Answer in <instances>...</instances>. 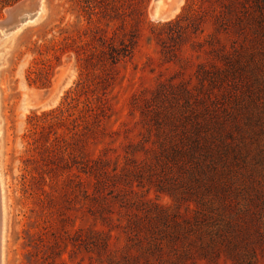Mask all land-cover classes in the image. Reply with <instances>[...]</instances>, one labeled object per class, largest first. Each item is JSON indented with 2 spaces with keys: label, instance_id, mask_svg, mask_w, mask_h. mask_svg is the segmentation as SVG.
Instances as JSON below:
<instances>
[{
  "label": "rangeland",
  "instance_id": "1",
  "mask_svg": "<svg viewBox=\"0 0 264 264\" xmlns=\"http://www.w3.org/2000/svg\"><path fill=\"white\" fill-rule=\"evenodd\" d=\"M192 2L197 29L171 25ZM85 3L0 38L3 264H128L150 240L264 264V0Z\"/></svg>",
  "mask_w": 264,
  "mask_h": 264
},
{
  "label": "trees",
  "instance_id": "2",
  "mask_svg": "<svg viewBox=\"0 0 264 264\" xmlns=\"http://www.w3.org/2000/svg\"><path fill=\"white\" fill-rule=\"evenodd\" d=\"M86 5H87V15L91 18L93 15L96 14L97 7L93 3L94 0H85ZM197 4H194V2L190 3L187 5V8L184 9L185 16H180L175 23H170L176 24L179 26V28H188V26H191L196 30L195 28L197 24V17L199 16V10L201 8H197ZM125 49H127V46H124ZM129 50H126V53H128ZM124 56V54H122ZM127 56V55H126ZM110 57L112 60V64L116 65L118 60L121 57V53L117 50H113V48H110ZM215 79H218L216 77ZM218 81V80H217ZM217 81L210 80V85L212 86L213 84H217ZM215 82V83H214ZM194 114V113H193ZM193 118H197L196 113L192 115ZM194 120V119H193ZM193 128L196 132H199V130H203V127L201 126L200 122L197 121L193 125ZM87 130V129H86ZM201 137H197L195 141L194 147L198 149L199 143H200ZM202 148V146H201ZM150 244L147 247H144L143 245L138 246L140 249V255L138 257H130L129 260L127 261L128 264H136L139 260H144L145 264H190L188 261H191L192 253L190 249L185 250L184 247L183 249H179L177 246L173 247L171 244H165L164 240H150Z\"/></svg>",
  "mask_w": 264,
  "mask_h": 264
},
{
  "label": "bare ground",
  "instance_id": "3",
  "mask_svg": "<svg viewBox=\"0 0 264 264\" xmlns=\"http://www.w3.org/2000/svg\"><path fill=\"white\" fill-rule=\"evenodd\" d=\"M41 1L42 0H26L22 2L18 8V13H14L12 16H9L13 12V9L7 11V19L4 21H0V38L4 37L7 32L14 31L17 29L23 21H30L36 17L37 12L41 10ZM168 0H156L155 8H154V19L161 20L168 15L172 9H168V5H165ZM175 3V7L177 6ZM168 6V7H167ZM26 14L28 16H26ZM171 15H174L171 14ZM9 16V18H8ZM3 187L0 181V264H3L4 259V197H3Z\"/></svg>",
  "mask_w": 264,
  "mask_h": 264
},
{
  "label": "water",
  "instance_id": "4",
  "mask_svg": "<svg viewBox=\"0 0 264 264\" xmlns=\"http://www.w3.org/2000/svg\"><path fill=\"white\" fill-rule=\"evenodd\" d=\"M21 3H22V2H21ZM21 3H19L17 6H15V7L13 8V12H12L11 14H9V16H12L14 13H18V11H19V9H20V8H18V6H19ZM9 16H8V18H9Z\"/></svg>",
  "mask_w": 264,
  "mask_h": 264
}]
</instances>
